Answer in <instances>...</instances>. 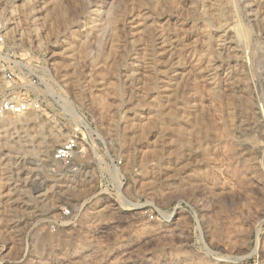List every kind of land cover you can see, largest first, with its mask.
Listing matches in <instances>:
<instances>
[{
    "label": "rangeland",
    "instance_id": "374dc122",
    "mask_svg": "<svg viewBox=\"0 0 264 264\" xmlns=\"http://www.w3.org/2000/svg\"><path fill=\"white\" fill-rule=\"evenodd\" d=\"M0 37V101L13 69L14 95L62 132L55 149L85 127L74 111L93 139L47 177L26 130L0 131V264H264V0H0ZM52 200L71 214L42 221Z\"/></svg>",
    "mask_w": 264,
    "mask_h": 264
},
{
    "label": "bare ground",
    "instance_id": "6f19581e",
    "mask_svg": "<svg viewBox=\"0 0 264 264\" xmlns=\"http://www.w3.org/2000/svg\"><path fill=\"white\" fill-rule=\"evenodd\" d=\"M98 11V10H97ZM139 13V12H138ZM141 13V12H140ZM96 16H98L97 14H96ZM133 16H134V14H133V12H132V15H131V19L133 20ZM138 18V17H137ZM135 19V18H134ZM169 20V19H168ZM136 21V20H135ZM138 21H141V20H138ZM137 21V22H138ZM145 22V21H144ZM133 23V22H132ZM134 28V27H133ZM234 28H235V26H234ZM236 28H237V33L239 32L240 34H242V35H247L248 36V30L246 31V29H245V27H244V25L242 24V19H240L239 21H237V25H236ZM247 29H249V28H247ZM165 30H166V27H165ZM11 32L12 31H7L6 32V34H9L10 33V35H11ZM14 32V31H13ZM133 32V31H132ZM131 32V33H132ZM163 33V32H162ZM167 33H168V30H167ZM238 33V34H239ZM251 34V33H250ZM9 35V36H10ZM135 35V34H134ZM12 39H13V41H15L16 42V37H15V35H13V33H12ZM133 36V35H132ZM151 36V35H150ZM240 36V35H239ZM131 37V36H130ZM152 37V36H151ZM157 37H159V36H157ZM166 36H165V34L163 35V38H162V42H160V43H163V47H164V49L166 50V47L167 46H169V41H171V40H168L167 38H165ZM134 37H132V39H133ZM22 39V38H21ZM136 39V38H135ZM134 39V40H135ZM139 39V38H138ZM156 39V38H155ZM19 40V39H18ZM160 40V39H159ZM148 41L150 42V40L148 39ZM161 41V40H160ZM173 41V40H172ZM132 42H134V41H132ZM136 42H137V40H136ZM136 42H134V43H136ZM139 42V41H138ZM152 42V41H151ZM159 42V41H158ZM157 42V43H158ZM174 42V41H173ZM172 42V43H173ZM44 43V42H43ZM140 43V42H139ZM42 44V42H40V45ZM70 44V43H69ZM132 45H134V44H132ZM162 45V44H161ZM70 46V45H69ZM72 46H75L74 44L72 45ZM80 46V45H79ZM134 46H136V49H137V45H134ZM174 46V45H173ZM151 47V46H150ZM162 47V48H163ZM133 48H135V47H133ZM74 49V48H73ZM73 49H71V47H70V49L68 50V52L67 51H63V52H61V56H62V59H64V61H66L67 60V63H68V60H72V59H74L75 57L74 56H76L77 57V55H74V53L72 52L73 51ZM149 49H151V48H149ZM160 49H161V47H160ZM145 50H147V49H145ZM153 50V49H152ZM156 51V50H155ZM143 52V51H142ZM148 52H150V50H148ZM163 52H164V50H163ZM136 54H137V52H135ZM134 53V54H135ZM139 53V52H138ZM156 53H158V51L156 52ZM160 53H162V52H160ZM159 53V54H160ZM167 53H169V52H167ZM183 53V52H182ZM135 54V55H136ZM153 54V53H152ZM179 54V53H178ZM179 55H181L182 56V54H179ZM144 56V55H143ZM150 56H153V55H151L150 54ZM177 56V55H176ZM175 56V57H176ZM174 57V56H173ZM187 57V56H186ZM151 58V57H150ZM169 58V57H168ZM182 58V57H181ZM75 59H77V58H75ZM135 59V58H134ZM138 60V59H137ZM154 60V59H153ZM182 60V59H181ZM178 61H179V59H178ZM178 61H176V62H178ZM213 61V60H212ZM216 61V60H215ZM133 63H134V61H133ZM150 63H151V61H150ZM155 63H156V61H155ZM175 63V62H174ZM181 63H183V62H181ZM181 63H180V65H181ZM22 64H24V63H22ZM73 64V63H72ZM137 65L139 64L138 63V61H137V63H136ZM153 64V63H152ZM151 64V65H152ZM171 64V63H170ZM184 64V63H183ZM182 64V65H183ZM75 65V64H74ZM77 65V64H76ZM140 66H141V64H139ZM138 65V66H139ZM165 66V65H164ZM171 67V66H170ZM174 67V66H173ZM137 68V67H136ZM89 69V68H88ZM153 69H154V67H153ZM169 69V68H168ZM137 70V69H136ZM166 70H167V68H166ZM93 71V70H92ZM174 71V70H173ZM172 71V72H173ZM175 71H177V70H175ZM166 72V71H165ZM169 72V71H168ZM151 73V72H150ZM171 73V72H170ZM232 73V72H231ZM92 74L93 73H91V76H92ZM151 74H153V73H151ZM218 74V73H217ZM175 75V74H174ZM96 76V75H95ZM165 76V75H164ZM184 76V75H183ZM182 76V77H183ZM93 77V76H92ZM173 77V76H172ZM96 78V77H95ZM94 78V79H95ZM93 79V80H94ZM165 79H166V77H165ZM217 79V78H216ZM229 80V79H228ZM0 81H1V79H0ZM104 81V80H103ZM164 82H166V81H164ZM169 82V81H168ZM167 83V82H166ZM165 83V84H166ZM164 84V85H165ZM158 85V84H157ZM169 85V84H168ZM171 85V84H170ZM174 85V84H173ZM172 85V86H173ZM218 85V84H217ZM171 90H173V89H171ZM53 93V92H52ZM171 94V93H170ZM145 95V94H144ZM163 95V94H162ZM146 97H144V99H145ZM162 98V97H161ZM143 99V98H142ZM141 99V100H142ZM163 99V98H162ZM162 99H160V97L157 95V100H156V98H155V101L157 102V104H156V109L154 110L155 111V113H153L154 114V116L152 115V117H155V122L156 121H158L159 123L161 122V124H162V121L161 120H163L164 119V111H163V107H162V105L160 104V100H162ZM169 100V99H168ZM142 102V101H141ZM173 102H174V100H173ZM195 102V101H194ZM142 107V106H141ZM172 107V106H171ZM185 107H186V105H185ZM174 109H176V108H174ZM182 109V108H181ZM185 110V109H184ZM187 110V109H186ZM185 110V111H186ZM188 110H189V108H188ZM187 110V111H188ZM251 110V109H250ZM186 111V112H187ZM175 112V111H174ZM191 113V112H190ZM262 113V112H261ZM73 116H74V118L75 119H77L78 120V123H81L82 124V126H85V127H88V128H90V125H89V123L85 120V119H83L82 117H80V115H78L77 113H76V111H74L73 112ZM151 114H152V112H151ZM150 113H149V119H148V121L147 122H144L143 121V119H142V115H141V117H138V115H136L135 114V116L134 117H132V118H130V121H129V125H131V126H141L142 127V125H145L146 123H148V122H153V121H149L150 120V118H152L150 115H151ZM188 114H189V112H188ZM187 114V115H188ZM264 114V113H263ZM189 115H191V114H189ZM140 116V115H139ZM143 116H145V115H143ZM174 116V115H173ZM176 116V115H175ZM179 116H180V113L178 112V118H179ZM163 118V119H162ZM172 118V117H171ZM175 118V117H174ZM182 118L184 119V117L182 116ZM182 118H180V120L178 119V120H176V118H175V121H178V123H176V125L178 124V126H179V128L181 127V129H180V131L182 130L183 132H184V130L185 129H182V127H183V124L185 125L184 126V128L186 127V129H188L189 127H188V122L187 123H185L184 121H182L181 119ZM187 118V117H186ZM76 120V121H77ZM126 120V121H127ZM173 120V119H172ZM185 120V119H184ZM164 121V120H163ZM174 121V122H175ZM125 123H127V122H125ZM154 123V122H153ZM168 123V122H167ZM173 123V122H172ZM195 123V122H194ZM174 124V123H173ZM189 124H192V123H190L189 122ZM196 124V123H195ZM32 125H33V127H32ZM163 125V124H162ZM151 126H152V123H151ZM189 126H191V125H189ZM125 127H126V125H125ZM140 127V128H141ZM150 127V126H149ZM18 128H22V129H24V130H26V134H25V138H22V137H20V139L19 140H21V141H23L24 140V142L26 141V142H28L29 144H30V147H31V152L30 153H32L33 154V156L34 157H36V161L38 162L39 161V164H38V166L40 167V168H42V170H43V173H44V176H47V177H58V176H64V178H66V176H67V174H68V172H70V171H72L71 170V168H69L68 170L66 169V166L65 165H63V163H61V162H59V161H55L54 159H53V157H48V153L49 152H53V150L55 149V145H56V143H58V142H60L61 140H62V132L60 131V130H58V129H56V127L54 126V125H52V120H50L48 117H46V116H44L43 114H40V112H37L36 110H29V111H27V112H24V113H20V114H11V113H5L1 118H0V131L2 130V131H4V132H6V133H9L11 130H15V129H18ZM137 128V127H136ZM175 128H177V127H175ZM178 128V129H179ZM145 129V128H144ZM178 129H177V131H178ZM191 129V128H190ZM196 129V128H195ZM164 130V129H163ZM144 131V130H143ZM145 132V131H144ZM191 133V131L189 130L188 131V133ZM182 133V132H181ZM180 133V134H181ZM165 133L163 132V136H165L164 135ZM185 134V133H184ZM186 134H187V132H186ZM195 134H196V132H195ZM178 135V134H177ZM182 135V134H181ZM99 136V135H98ZM179 136V135H178ZM177 136V137H178ZM185 136V135H184ZM188 136V135H187ZM68 137H70V136H68ZM67 137V138H68ZM105 141H106V143H107V145H108V148H109V152H110V149H111V144H110V141L108 140V137L107 136H105V135H102L101 136ZM183 137V136H182ZM186 137V136H185ZM101 138V140H103ZM164 140H165V138H164ZM177 140H179V137H178V139ZM182 140H184V137H183V139H181V141ZM187 140H188V138H187ZM158 142H159V140H157ZM156 141V142H157ZM162 142V141H161ZM183 142H185V141H183ZM164 143V142H163ZM163 143L161 144V143H158V144H161L162 146H164L163 145ZM185 143H187V142H185ZM178 144H180V141H179V143ZM161 145H159L160 146V148H157V149H159L158 150V152L159 153H157L158 155L157 156H159V158L160 159H162L164 156H163V148L165 147H161ZM181 146H182V143H181ZM157 147V146H156ZM52 148V149H51ZM181 148V147H180ZM51 149V150H50ZM110 154H111V152H110ZM46 158H45V157ZM81 159H82V153L80 152V151H78V152H76L75 154H74V163L76 162V161H81ZM164 159V158H163ZM48 161V163H47V161ZM36 162V163H37ZM46 164H50L51 165V167H48ZM73 165V164H72ZM47 166V167H46ZM192 170V169H191ZM117 173V172H116ZM120 173V172H119ZM115 175H117V174H115ZM72 177H71V179H70V185H69V187L71 188H73L75 191H78V192H80L81 194H85L86 192V180H84V179H82V178H80V176L78 175V174H72L71 175ZM117 177V176H116ZM51 180L52 181H59V179H57V178H51ZM67 182H69V180L67 181ZM50 184V183H49ZM68 185H67V183H66V185L64 186V187H67ZM118 189H119V198H120V201H121V203L122 204H124V205H132V206H135V208H142L144 205L143 204H141V203H134V202H132L126 195H125V192H124V189H122V184H119L118 185ZM45 207H49L50 209H52V211H53V213H52V215H50V217H44V218H42V221H44V222H46V221H48V220H52L53 221V219L52 218H60V217H66L67 218V216L66 215H64V213H63V211H62V209H64V207L63 206H58L57 205V202L56 201H54V200H52V201H47L46 202V206ZM106 210V209H105ZM101 214H103L105 211L103 210V209H101V210H98ZM97 211V212H98ZM99 213V214H100ZM106 213V212H105ZM98 214V213H97ZM104 215V214H103ZM102 216V215H101ZM103 217V216H102ZM43 222V223H44ZM66 225H68V224H66ZM63 231H65V228H64V230ZM60 236V235H59ZM201 238H203V236L201 237ZM45 239L46 240H52V239H55V237H54V235L53 234H47L46 236H45ZM56 241V240H55ZM52 242H53V240H52Z\"/></svg>",
    "mask_w": 264,
    "mask_h": 264
},
{
    "label": "built area",
    "instance_id": "2783aa9c",
    "mask_svg": "<svg viewBox=\"0 0 264 264\" xmlns=\"http://www.w3.org/2000/svg\"><path fill=\"white\" fill-rule=\"evenodd\" d=\"M0 41L2 38L0 37ZM5 77L9 83V87L6 90L5 97L0 101V118L5 113L11 114H20L27 112L29 110H41V102L39 99H32L28 95L20 94L14 95L13 89L17 86L18 79H16L17 74L15 70L10 69L6 71ZM30 77V75H27ZM89 131L87 127H80L75 130V132L68 137V139L60 144L53 152V159L61 163L70 164L74 159V154L78 151L82 153L81 145L84 143L90 144L93 142L91 137L87 138L85 132ZM80 134L84 136V139L81 138ZM64 214L70 215L71 211L69 209H63ZM151 217L154 218L155 214L151 213Z\"/></svg>",
    "mask_w": 264,
    "mask_h": 264
}]
</instances>
